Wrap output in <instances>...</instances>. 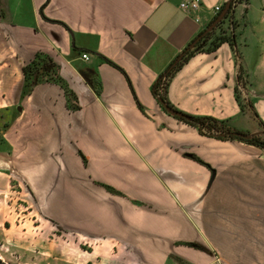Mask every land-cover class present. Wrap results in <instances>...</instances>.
I'll return each instance as SVG.
<instances>
[{
	"label": "crops",
	"instance_id": "obj_1",
	"mask_svg": "<svg viewBox=\"0 0 264 264\" xmlns=\"http://www.w3.org/2000/svg\"><path fill=\"white\" fill-rule=\"evenodd\" d=\"M226 1L202 0L198 22L180 0H0V115L11 117L0 148L13 150L0 159L22 165L34 196H51L52 235L89 245L87 262L264 264V150L200 134L153 94ZM37 53L54 61L77 110L52 82L22 97V68ZM167 99L264 131V51L253 65L250 41L196 52Z\"/></svg>",
	"mask_w": 264,
	"mask_h": 264
},
{
	"label": "rangeland",
	"instance_id": "obj_2",
	"mask_svg": "<svg viewBox=\"0 0 264 264\" xmlns=\"http://www.w3.org/2000/svg\"><path fill=\"white\" fill-rule=\"evenodd\" d=\"M247 7V8H246ZM235 35L238 43L250 41V65L264 51V1L249 0L248 5L239 4L234 12ZM229 45V44H228ZM187 114V113H185ZM190 115V114H187ZM17 116V110H15ZM11 117L0 115V144L4 142L6 126ZM23 149H20V151ZM40 149H31L36 158ZM7 155L6 145L0 152ZM19 151V152H20ZM16 162L22 159L18 149L14 152ZM0 159V257L6 264H106L107 260L87 262L89 245L74 244L70 237L55 240L51 225L54 209L51 196H34L24 180L22 165H7L8 158ZM35 166V161H32ZM35 220V222H33ZM41 224L40 234L33 225ZM54 229V230H53ZM60 233V232H58Z\"/></svg>",
	"mask_w": 264,
	"mask_h": 264
},
{
	"label": "trees",
	"instance_id": "obj_3",
	"mask_svg": "<svg viewBox=\"0 0 264 264\" xmlns=\"http://www.w3.org/2000/svg\"><path fill=\"white\" fill-rule=\"evenodd\" d=\"M248 3L249 0H232V10L229 12L227 17L221 22V24H219L211 33L206 35L190 52H188L182 58V60L177 64V66L167 75V77H163V75L159 77V79L153 86V94L156 97H158V99H163L169 106L174 108V106L167 99L168 86L174 74L177 71H179L186 62H188V60L193 56V54L196 52H214L224 43H227L230 46H233L235 44L236 22L234 20V10L236 6H238L239 4L248 5ZM223 8L224 6L221 7L220 12L223 10ZM224 25H226V27H223ZM103 60L108 64L116 66L111 60L107 58H103ZM42 69H45V71L40 73ZM22 72L24 75L22 97L30 94L37 83L42 81L52 82L59 85L63 89L64 94L66 96L67 105L70 110L75 111L79 108L75 93L70 89L66 81L58 74L57 66L49 56L45 55L44 53H37L33 60H31L29 63L23 66ZM36 77L37 80L35 81ZM241 79L242 76L240 71L239 83H241ZM94 91L98 96H100L102 91L100 82H97L95 84ZM237 97L239 100V96ZM240 105L243 109L244 106L242 105L241 101H240ZM189 116L191 118L190 121L180 118L177 119L196 128L199 131V133L202 135L208 137H214L220 140H237L249 145L259 147L262 150H264V135H256L251 139H244L234 136L221 137L219 134L227 135L228 133L235 132L237 130L232 126H230L228 121H223L208 116H194V115H189ZM261 124L264 128L263 123ZM194 158L200 161L198 158L196 157ZM83 159L85 161V158ZM107 189L113 193H116V191L110 187H107ZM185 245L196 249H201L200 245L195 243H186ZM170 258H174V256L171 255ZM0 264H6L4 261H2L1 257H0ZM181 264H185V263L181 261Z\"/></svg>",
	"mask_w": 264,
	"mask_h": 264
},
{
	"label": "water",
	"instance_id": "obj_4",
	"mask_svg": "<svg viewBox=\"0 0 264 264\" xmlns=\"http://www.w3.org/2000/svg\"><path fill=\"white\" fill-rule=\"evenodd\" d=\"M232 10V0H227L224 4L223 10L216 15V17L213 19V21L206 27V29L196 38L194 39L188 47L173 61V63L169 66V68L163 73V77H167V75L177 66V64L182 60V58L190 52L206 35L211 33L221 22L227 17L229 12ZM45 69H42L40 73L44 72ZM37 80V77L35 78V81ZM162 107L164 110L171 116L184 119L187 121H190L191 118L189 115L169 106L163 99H159ZM221 137L226 136H234V137H240L244 139H251L256 135H264V131L256 132V133H243L239 131L231 132L226 134H219Z\"/></svg>",
	"mask_w": 264,
	"mask_h": 264
},
{
	"label": "built area",
	"instance_id": "obj_5",
	"mask_svg": "<svg viewBox=\"0 0 264 264\" xmlns=\"http://www.w3.org/2000/svg\"><path fill=\"white\" fill-rule=\"evenodd\" d=\"M202 0H180L179 2V8L181 11H183L185 14L193 16L196 21H200V18L196 16V13L201 9ZM221 10V7L215 8V15H217ZM83 59L88 60V55H83Z\"/></svg>",
	"mask_w": 264,
	"mask_h": 264
}]
</instances>
